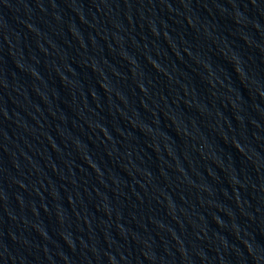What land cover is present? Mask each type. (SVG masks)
Listing matches in <instances>:
<instances>
[{"label":"water","instance_id":"obj_1","mask_svg":"<svg viewBox=\"0 0 264 264\" xmlns=\"http://www.w3.org/2000/svg\"><path fill=\"white\" fill-rule=\"evenodd\" d=\"M194 20L179 264H264V0H194Z\"/></svg>","mask_w":264,"mask_h":264}]
</instances>
